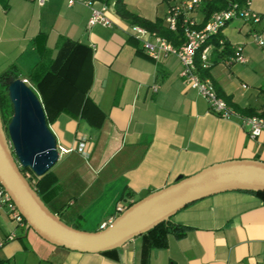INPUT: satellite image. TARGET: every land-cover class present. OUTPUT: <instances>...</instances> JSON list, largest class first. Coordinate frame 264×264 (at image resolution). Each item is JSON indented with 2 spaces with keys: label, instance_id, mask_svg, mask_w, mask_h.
<instances>
[{
  "label": "crops",
  "instance_id": "0c3cea01",
  "mask_svg": "<svg viewBox=\"0 0 264 264\" xmlns=\"http://www.w3.org/2000/svg\"><path fill=\"white\" fill-rule=\"evenodd\" d=\"M87 1L94 7L103 3ZM124 1L148 19H164L170 3ZM108 3L107 26L89 25L91 8L81 2L0 0V73L12 69L39 99L30 75L57 71L74 41L89 48L80 77L88 82L82 99L89 97L92 104L85 113L69 105L48 124L58 148L67 152L51 168L56 187L46 200L64 219L87 221L82 212L101 192L96 191L100 178L119 176L122 184L112 193L114 203L102 209L91 228H83L87 231L99 230L117 214V205L127 207L178 177L224 161L264 162V134L251 137L239 118L210 111L206 99L179 76L177 56L149 57L130 24ZM251 8L261 15L259 22L233 19L222 30L246 61L226 63L211 48L209 58L218 60L208 68V78L232 104L264 113V104L251 102L264 92V44L258 43L264 40V0H251ZM192 17L200 23L203 14L196 9ZM78 70L79 63L68 65L69 81L61 82L60 99H67L72 90L68 84L80 79ZM3 208L0 241L12 232L16 236L0 247V264H264V198L250 192H220L178 210L172 221L187 230L181 237L168 234L163 245L139 235L108 253L66 249L38 235L30 239L29 230L17 226Z\"/></svg>",
  "mask_w": 264,
  "mask_h": 264
},
{
  "label": "water",
  "instance_id": "95a60500",
  "mask_svg": "<svg viewBox=\"0 0 264 264\" xmlns=\"http://www.w3.org/2000/svg\"><path fill=\"white\" fill-rule=\"evenodd\" d=\"M13 113L4 128L0 116V184L26 222L43 240L79 252L102 253L167 221L188 204L232 190L264 192V162L253 159L224 161L176 181L132 202L103 229L87 231L64 222L41 199L24 177L36 176L59 159L57 139L34 90L21 78L6 76Z\"/></svg>",
  "mask_w": 264,
  "mask_h": 264
},
{
  "label": "built area",
  "instance_id": "2783aa9c",
  "mask_svg": "<svg viewBox=\"0 0 264 264\" xmlns=\"http://www.w3.org/2000/svg\"><path fill=\"white\" fill-rule=\"evenodd\" d=\"M39 4L45 3L47 0H36ZM67 4L71 5L76 2L84 3L91 8V15L88 20L89 25L95 23H102L103 25H110V20L106 15L109 3H101L100 6L94 7L90 1L87 0H66ZM113 3V0H110ZM205 0H169V5L164 16V23L170 30H176L178 22L181 21L183 32V43L179 46H174L167 39L159 36L155 32H150L147 29L130 25V29L136 39L141 42L143 50L146 54L157 59L162 54H173L177 56L180 68L179 76L191 88L195 89L208 102L210 111L223 118H239L243 124L248 126L249 135L251 137H258L264 134V117L260 115H242L236 110L232 109L226 101L219 97L215 91L212 81L208 77H202L200 74V66L208 68L210 49L212 44H206L209 39L217 37L222 34L223 28L233 19H241L243 21H250L257 23L261 19V15L251 8V0H245L241 6L233 5L229 9L221 10L213 13L207 21L199 28L194 27L198 22L192 17V14L199 8L200 4ZM224 38L219 37L218 42L222 44ZM259 44H264V40L258 39ZM199 55V63L197 57ZM246 61L240 48H235L233 53L226 59V63ZM246 87V85H243ZM59 155L67 152V150L59 149ZM24 177L32 184L35 182V174L30 169H25ZM6 207L11 219L20 228L26 227V222L18 212L16 206L12 202L9 195L0 184V208ZM126 207L117 205V214L112 216L106 222L100 225V229L105 228L115 216L120 214ZM15 233H10L4 241H0V247L7 240L15 238Z\"/></svg>",
  "mask_w": 264,
  "mask_h": 264
},
{
  "label": "trees",
  "instance_id": "16d2710c",
  "mask_svg": "<svg viewBox=\"0 0 264 264\" xmlns=\"http://www.w3.org/2000/svg\"><path fill=\"white\" fill-rule=\"evenodd\" d=\"M102 2L108 3L110 0H100ZM245 0H205L203 1L200 6L199 10L203 14V19L200 23L195 24L194 27L199 28L201 27L207 19L215 12L226 10L232 7L233 5L241 6ZM113 7L115 13L124 21L128 22L130 25H137L147 29L150 32H155L159 36L164 37L174 46H179L183 43L184 37L182 32V25L181 21L178 22V26L176 30H170L166 27L163 18H155V19H148L143 17L131 10H129L126 6L124 0H113ZM223 37L220 34L217 37H213L208 40L206 44H212L213 49L217 51V56L222 60H225L229 55L233 53V49L229 46L227 41L224 39L222 44H219L218 38ZM89 48L87 45L74 41L72 43V49L67 54L62 66L57 71H52L48 69L42 75L36 73L30 75V80L32 81L34 87H36L39 92L41 93L40 102L44 108L46 120L49 124L50 121L54 120L57 116L58 110L66 109L69 105H75L76 109H80L82 113H85L88 109L87 106L92 104V101L89 97H83V93L85 92L88 82L84 84V78L80 77L83 69L81 68L82 61L88 58ZM220 59V60H221ZM218 60V59H217ZM216 60V61H217ZM216 61H212L209 58V67L214 64ZM197 62L199 63V55L197 57ZM71 63H79V70H78V81L73 80V82L69 83L68 85L72 88L69 96L67 99L62 100L59 98V92H61V88L63 87V82L69 81V77L67 76V69L68 65ZM200 67V74L202 77H208V68ZM66 74H63V72ZM82 71V72H81ZM13 76L18 77L16 73L13 72L12 69L6 70L0 73V116L2 119L3 124L8 123L11 119L13 109L10 99L8 97L7 86L4 84L3 79L6 76ZM62 82V83H61ZM217 93V92H216ZM218 96L221 94L217 93ZM226 103L234 110L243 113L244 115L251 116V115H260L264 117V113H257L255 110L251 108H241L238 105L232 104L230 101L229 96L222 95L221 96ZM29 169V168H26ZM23 169L22 171H24ZM32 187L35 188L38 195L47 205V195L51 191H55L56 187V178L52 174L51 169L48 170L45 174L41 176L35 175V182L31 184ZM245 192H250L257 194L264 198V192H255V191H247L241 190ZM48 206V205H47ZM57 215V214H56ZM59 217V215H57ZM187 227L181 224L174 223L172 218L167 221H163L159 223L154 228L148 230L147 232L141 235H148L154 239L158 244L163 245L166 241V237L168 234H172L176 237H181L185 234ZM116 249H112L109 251H105L102 253L112 252Z\"/></svg>",
  "mask_w": 264,
  "mask_h": 264
},
{
  "label": "rangeland",
  "instance_id": "374dc122",
  "mask_svg": "<svg viewBox=\"0 0 264 264\" xmlns=\"http://www.w3.org/2000/svg\"><path fill=\"white\" fill-rule=\"evenodd\" d=\"M234 21V20H231ZM230 21V22H231ZM252 105H260V104H264V92H262L258 97H252L251 99ZM6 123H4V128L6 129ZM105 181V182H104ZM98 183H100L99 188L96 191H101L100 193H95L93 199H94V203L89 206L85 211L82 212V214L85 216V218H87V221H82L81 219H77V220H66L64 219V215H62L60 213L59 217L67 223L72 224V226L78 228V229H82V230H87V229H83V228H91L89 227L93 221L94 218L97 217V215L102 211V209H104L109 202H111V204L114 203V200L112 201V193L114 191H117L119 186H121L122 181L120 180L119 176L114 175V177H111L108 180H102V178H100V181H98ZM3 211L8 213V210L6 208H3ZM66 220V221H65ZM29 230V238H35L38 239L37 234L35 232H33L32 229H28ZM32 244V242H31Z\"/></svg>",
  "mask_w": 264,
  "mask_h": 264
}]
</instances>
